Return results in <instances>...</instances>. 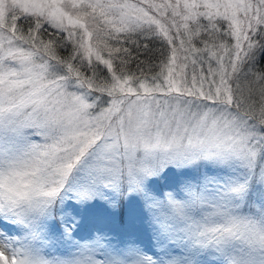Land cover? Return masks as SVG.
<instances>
[{
    "label": "snow or ice",
    "instance_id": "1",
    "mask_svg": "<svg viewBox=\"0 0 264 264\" xmlns=\"http://www.w3.org/2000/svg\"><path fill=\"white\" fill-rule=\"evenodd\" d=\"M0 264H264V0H0Z\"/></svg>",
    "mask_w": 264,
    "mask_h": 264
}]
</instances>
